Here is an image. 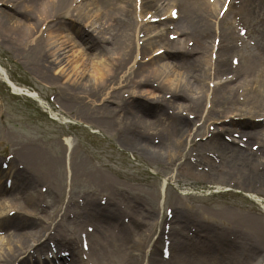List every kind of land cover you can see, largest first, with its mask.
I'll list each match as a JSON object with an SVG mask.
<instances>
[{"label": "rangeland", "instance_id": "1", "mask_svg": "<svg viewBox=\"0 0 264 264\" xmlns=\"http://www.w3.org/2000/svg\"><path fill=\"white\" fill-rule=\"evenodd\" d=\"M159 5H164L162 0L157 2V6ZM0 7L10 11L12 9L1 2ZM18 9L21 15H26V19H23L33 20L31 8L18 7ZM148 10L150 13H145ZM153 10L156 9L148 6L141 9L140 13L136 8L129 13V15L133 14L137 26H142V32L139 35L135 38L131 35L134 53L138 54L128 63L130 68L126 70V73L114 81L116 84L113 82L106 86H111L108 88L109 92L114 90L118 97L126 99L128 106L132 105L131 102L142 103L149 106L153 113V115L149 112L147 114L145 110L138 112L137 107L135 112H131V108L125 105V112L118 111L114 118L123 122L126 120L128 122L126 126L120 123L106 126L98 122L102 118L99 105L105 103L109 109L114 108L117 106L118 98L104 97L102 90L97 96L88 94L86 90L78 93L60 91L63 86L69 87L72 82L63 74L66 71L65 68L79 71L81 64L76 63L75 59L80 53L84 58L87 57L86 63L89 67L94 53L99 54L97 47L100 48L105 44L103 39L101 41L99 39L96 43L92 42L96 48L93 50L86 45L82 36L84 33H92V27H88V24L85 25L75 18L72 21L69 18L62 19L66 35L63 36L61 55L63 59L59 64L52 63L53 57L50 54L53 44H57V41L48 40L49 29H44L47 24L52 25L50 19L44 20L40 24L41 27L35 29L26 46L18 45L15 41H8L4 31L0 30V67L17 86L35 91L52 111L49 113L32 97L12 92L0 75V172L5 170L1 164L5 162L12 172H21L22 175L19 177L24 179L29 177L25 182L30 183L27 192L40 193V199L36 203L40 210L35 214L24 213L28 224H20L18 227H13L11 224V220L15 219V209H12L13 205L6 199L9 190L0 195V202L5 206L1 209L2 214L12 215V219L0 227V254L5 253L9 246L16 251L26 248L27 242L22 243L26 246L18 245L17 235H25L29 229L39 226L46 232L51 230L53 225L60 224L68 231L74 226L78 229L83 226L81 229L89 233H102L105 242H109L111 247L122 246L118 245L116 238L120 228L124 227L130 239L140 242L136 249L131 248L132 252L139 255V264H151L148 256L157 238L160 255H162V245L169 244V239L179 244L177 246L183 252L180 256L177 255L178 252H173L169 245L172 259H176L179 264H264L262 255L264 253V209L260 207L262 204L264 206V203L252 200L245 194L251 192L264 198V164L254 160L250 175L240 174L228 161L223 162L217 159L218 157L215 159V155L205 143L210 132L216 131V127L223 129L229 127L228 130L218 133L223 139H218L220 145L228 143L234 145L242 141L241 138L249 136L246 130L240 132L235 127L236 123L232 125L224 119V116H229L230 109L222 113V107L215 105L219 109L217 120L214 118L218 114L209 111L213 102L210 103L208 100H210L214 84L224 79L223 74L232 71L226 70L222 74H214L215 60L220 57L216 49L213 53L206 51V59L211 61H209L208 69L207 64L204 63L197 72L201 78L199 82L205 88L202 109L196 111L188 108L187 98L195 95L188 91L184 93L187 97L184 101L179 99L180 97L173 98L168 89V82L185 79L183 72L185 65L177 64L180 66L178 67L168 63V61L173 62L172 57L165 56L166 52L163 54L164 48L160 47L161 43L156 41L158 37H151L152 32H156V35L159 34L157 32H162L164 38L173 40L170 36H166L167 30L169 32L168 20L159 21L156 24L157 28L154 26L153 29L144 30L146 25L143 19H148ZM225 14H227L225 18L218 21V27L222 28L227 38L229 34L231 39L233 26H230L229 22L233 11ZM165 15H168L167 11ZM242 16H244V23L238 27H243L246 32L240 35L241 40L237 42L235 52H232V48L225 52L222 58H225L228 64L233 55L239 57L237 67L243 69L238 77L242 78L239 83L255 89L257 98L264 101V94H262L264 93V0H245ZM98 24L96 22L94 25L96 30H98ZM171 25L175 26V21ZM214 26L217 28V24H212L213 29H215ZM214 36L215 33L212 32L209 36L210 43ZM37 38L42 39V47L39 51L43 55V62L49 64L47 74L43 72L45 68L42 65H36L32 61L31 52L27 49L31 47L29 45L32 40ZM179 39L185 40L188 46L193 43L191 35L184 39L180 35ZM158 50H162L159 57L151 61V56ZM114 52L112 50L106 55H99L104 58H115ZM211 55L215 56L211 57ZM190 56L195 59L199 54ZM260 56H263L261 61L253 59ZM181 59L179 56L176 61H182ZM73 64L76 66L72 67ZM153 68L157 69L158 77L151 75ZM184 70L186 71L187 68L185 67ZM129 71L134 77L129 74ZM140 73L150 75L142 82V85L141 78L139 79ZM82 76V82H97L90 76L89 71ZM141 87H146L147 90L142 89L140 93ZM132 90L134 92L131 93ZM148 90H153V93L147 92ZM156 98L166 100L165 105L162 106L163 109L160 108L161 112L179 110L190 119V134L182 137L181 148L174 146L172 140H169L172 143L169 147L164 140L163 144L156 148L153 145L158 141L155 135L147 144L134 138V144L130 145L132 137L130 139L129 135L134 134L136 129L134 125L141 119L139 115L147 117L146 120L150 123L154 119L157 112L156 100H154ZM172 99L178 100L181 106L176 108L175 104L168 103ZM247 99L248 97L245 96L241 102L232 103L231 109L234 115L240 113L238 115L240 117L234 116L235 121L241 118L237 120L247 119L246 122L250 123L248 115L243 111L234 110V107L249 105ZM136 105L140 109L143 108ZM259 107L263 108L264 105ZM263 110H255L254 117L262 114ZM261 116L257 118L264 119V116ZM222 120L225 122H215ZM256 121L258 122L257 130L264 129L262 120ZM261 137L256 135L254 138H248L251 141L245 142L247 149L253 151L251 142L261 146L263 144ZM230 138L235 141H230ZM172 152L177 154L176 157H172ZM31 154L40 156V161L45 158L49 165H34L33 159L30 158ZM204 154L214 156L215 161L202 156ZM247 156L249 157L248 153ZM258 158L263 159L261 156ZM210 162L213 164L212 168L208 166ZM193 164L195 167H192ZM237 164L240 166L238 161ZM6 171L0 173V190L9 189V186H5L3 182ZM13 187L15 192L16 185ZM25 197L24 193L22 198ZM174 208L179 218L177 221L171 219ZM109 211H114L117 216L115 222L110 225L104 222L107 220L106 215L110 214ZM50 222H54L53 225H50ZM57 229L67 233L61 227ZM96 229L100 231L96 232ZM81 233L82 231L78 232L80 258L86 264H97L94 256L90 257L89 251L82 247L81 240H86L87 243L88 240L80 236ZM32 250L31 248L29 252ZM125 250L126 248L120 255L112 251L106 264H115L125 254ZM29 252L26 248L22 256L12 258L11 264H21V258L24 255L28 256ZM60 252L68 253V250L60 248ZM48 254V252L45 253L46 256ZM201 254L202 259L199 258ZM38 257H43V254L39 253ZM162 264H173V262Z\"/></svg>", "mask_w": 264, "mask_h": 264}, {"label": "bare ground", "instance_id": "2", "mask_svg": "<svg viewBox=\"0 0 264 264\" xmlns=\"http://www.w3.org/2000/svg\"><path fill=\"white\" fill-rule=\"evenodd\" d=\"M160 0H140V5L143 8H146L148 6H151L155 8V13L153 16H160L166 13L168 9V13L170 15V11L172 10V6H174L177 9V18L175 21V26L172 28H169L168 33H179L178 35L184 39L187 36L191 35L193 37V43L191 46L187 45V42L185 40H180L179 36H177L176 39L170 40L167 37H163L164 33H159L156 37L157 42L161 43L160 47L164 48L163 54L166 52L165 56L172 57V61H168V63L174 64L175 66L177 64L179 65H185L187 70L185 71V67L183 68L184 72V78L177 79L176 82H168V89H170V93L175 97H180L179 99H182L183 101L186 100V95L184 94L185 91H188L189 93L195 94L191 98H187L188 108L195 109L196 111H199L202 109L203 101L205 100V88L204 85H202L199 81H201L200 74H198V69L202 67V64H209V59H206V51L213 52V41L212 43L210 40V34L213 32L212 29V20L215 17V19H218L219 17V11L222 3L225 2V0H214L212 3H210V0H162L164 5L157 6V2ZM1 3L9 5L12 9L11 11L3 9L0 7V30L4 31L5 38L8 41H15L18 45L26 46L27 42L31 40V37L33 36V33L35 32V29L40 26V24L47 19H50L52 21V25L47 24L44 29L48 30V40L52 39L53 42L57 41V44H53L52 49L50 51L51 56L53 57L52 63H60L62 61V45L64 43L63 36H65V25L62 24V19L69 18L70 21H72L74 18L79 20L81 23H84L85 25L88 24V27H92L89 34L84 33L82 38L86 42V45L88 47H92V50L95 48L93 46L92 42H98L103 39L105 41V44L102 45L100 48L97 47V51L99 54L106 55L110 51L114 50V54L116 57L111 58H104L102 55H99L97 53H94L92 58L89 62V67L86 63L88 60L87 57L84 58L83 54L80 53L75 59V62H79L81 64V69L79 71H73L68 68H65L66 71L63 73L65 76H68L69 79H71V83L69 87H62L60 91L63 92H74L78 93L80 91L86 90V92L90 95L97 96L102 90V94L104 97H116L118 100L116 102L117 106L114 108H108L109 106L107 104L101 103L99 105V112L100 116L102 117L100 121H98L100 124H104L106 126L118 125L117 123L123 124L126 126L128 122L126 120L123 122L121 120H118L114 118V115L118 111L125 112L126 106H128V101L124 98L118 97L116 91L111 90L112 94H109V87H106L108 83H113L115 80L122 77L126 70H128L130 67H128V63L133 61L134 58L137 56L138 53H134V46L132 45L133 41H131V38L133 35H138V33L141 31L140 27H138L135 23V19L133 14L129 15V13L133 12L136 8L135 1L134 0H0ZM120 2V3H119ZM247 3V1H246ZM245 0H239L238 5L234 4L232 2L229 7L230 9H237V12H242V9L244 8ZM166 6V7H165ZM218 6V7H217ZM18 7H26L31 8V15H33L32 21H26V15L20 14V9ZM134 9V10H133ZM166 9V10H164ZM218 9V10H217ZM133 10V11H132ZM163 11L162 13H160ZM149 12V11H147ZM145 12V13H147ZM234 12V11H233ZM235 12V15H238V13ZM20 14V15H18ZM25 18V19H23ZM102 19V21H100ZM165 20H168L169 22H172L173 19L170 17H166ZM99 23L96 27L94 26L95 23ZM168 22V23H169ZM211 22V23H210ZM172 24V23H169ZM146 26L144 30H148L152 27H154L156 24H150L146 23ZM41 27V26H40ZM223 31L222 28H220L218 32V36L221 38V41H224L225 43L220 44L217 47V54L219 59L215 60L214 63V74H219L220 72H224L228 69H230V65L227 64L225 58H222V55L227 52L228 50L233 48V45L229 44L230 40L227 39V35ZM216 33V31H214ZM107 35V36H105ZM230 37V35L228 34ZM45 44H48L47 42H44ZM31 47H28L29 52H31V59L36 65H42L44 69V73L47 74L48 66L49 64L44 63L43 61V55L41 54L40 48L42 47V39L37 38L36 40H32ZM96 49V48H95ZM195 53L199 54L195 59L192 58L190 55H194ZM42 55V57H41ZM181 56V60H177V57ZM183 56V57H182ZM159 57V54H155L151 56V61L157 60ZM191 57V58H190ZM46 60V58H45ZM260 60V59H259ZM176 61V62H175ZM85 65V66H84ZM140 65V64H138ZM76 66L73 64L72 67ZM178 66V65H177ZM249 66V65H248ZM180 67V66H178ZM141 68V67H140ZM143 68V67H142ZM237 68V66H236ZM235 68V69H236ZM241 68H237V73L239 72ZM249 69V67H247ZM90 76L93 77L94 81H97L96 83H86L82 82L83 79L82 74L85 72H88ZM190 73H189V72ZM193 72V73H191ZM129 74H133L131 71H129ZM158 72L156 68H153L151 70V75L157 76ZM159 75V74H158ZM149 74H142L140 73L139 79L140 84L142 85V82L146 80L147 77H149ZM2 77V76H1ZM132 77H134L132 75ZM158 77V76H157ZM82 78V79H81ZM175 80V79H174ZM180 80V81H179ZM239 81V78L233 74L231 78H226L216 85L213 86L211 90V96L210 101L211 107L209 111L211 113H217L218 114V107L221 106V112L224 113L225 110H229L230 112L228 121L229 123H234V116L240 117V113L238 115H234L232 112V103L237 104L238 102L242 101L243 95L247 96L248 101L247 106H239L234 107V110H239V112L243 111L246 115H248L250 123H247L246 120H241L238 122V120L235 121L237 123L235 126H239V130H246L249 137H255L258 135V122L254 120V111L255 110H263V108H260V105H264V101L257 98L258 94L256 93V90L253 88H241L238 84H236ZM253 81V80H252ZM119 82V81H118ZM116 84V82H114ZM14 86V89L20 90L14 83H12ZM202 85V86H201ZM264 85V84H263ZM88 89H86V88ZM102 88V89H101ZM116 89V88H115ZM147 90L146 87H141V91ZM134 92L133 90L131 93ZM147 92L153 93V90H148ZM201 93V94H199ZM29 96L35 98L40 104L44 105L43 100L38 96V94L34 91H31L28 93ZM207 95V93H206ZM256 96V97H253ZM155 101V107L157 109V112H155L154 119L150 122H147L146 118L142 115H139V117L142 119L138 120L136 126V129L134 131V134H130L131 144L133 145V140L136 138L138 141L141 140L144 142V144H147L148 141H152L153 135H155L158 138L157 144H153L156 146V148H159L158 146L163 144L164 140L166 143V146L169 147L172 143L169 140H172L174 146L182 147V137L184 135H189V126H190V119L184 116L182 113L175 111H162V106L165 105L166 100H162L160 98L154 99ZM93 102V100H91ZM232 101V102H231ZM168 103L175 104L176 108L181 106V103L178 100L172 99ZM131 106H128L131 108V112H135L136 108H138V112L141 110H145L148 114L153 115L152 111L150 110V107L147 105H144L142 103H136L131 102ZM136 104L142 106L143 108L140 109L139 106ZM167 105V104H166ZM217 105V106H215ZM45 106V105H44ZM46 107V106H45ZM161 108V109H160ZM252 111V112H251ZM264 111V110H263ZM141 113V112H140ZM54 114V113H53ZM264 116V112L262 114H257L256 116ZM219 114L216 118L218 119ZM124 118V117H123ZM156 124V125H155ZM152 125H155L152 127ZM159 125V127H158ZM158 127V128H156ZM252 127V128H250ZM228 127H226L227 129ZM250 128V129H249ZM154 129L153 131H151ZM221 129L217 130L215 134H213L210 139H208L205 143L213 150L215 151V156L218 157V159H221V161L225 162L228 161L229 164L234 165L236 171H239L240 174H244L249 176L251 173V167L253 165L254 160L256 162L264 163L263 160H259L255 155L256 153H249L250 158L247 156V153H244V150L246 148L241 147H234L236 145L229 144H222L220 145V141L216 137H220L218 132ZM151 131V132H150ZM264 129H261V134L264 135ZM223 140V139H222ZM234 140V139H231ZM211 141V142H210ZM224 142V141H223ZM222 142V143H223ZM212 144V145H211ZM194 146V144H193ZM154 148V150H156ZM158 150V149H157ZM219 151V152H216ZM264 152V150H263ZM153 153V152H152ZM214 153V152H213ZM172 157H176V155L172 152ZM67 156V154H66ZM204 156V155H202ZM264 157V153H263ZM31 159L34 161V165H44L48 166L49 163L45 161V158H42L40 161V156L38 155H32L30 156ZM213 160V159H212ZM215 161V160H213ZM237 161L240 164V166H237ZM192 164V163H191ZM190 166V165H189ZM195 167L193 164L192 167ZM209 166L212 167L211 164ZM196 169V168H195ZM0 173H3L1 171ZM6 173H10V170ZM17 173V174H16ZM13 175L15 176V180L12 181L11 188L9 190V194L6 199L9 202V204L13 205L11 206L12 209H16L17 215L15 214V219L12 221L11 224L13 227H18L20 224H28L27 217L24 213H37L40 209H38L37 201L40 199V193H37L35 191L27 192L29 182L25 183L29 177L21 178L19 177L21 174L20 171L13 172ZM16 184V191L14 192V185ZM20 184V185H19ZM4 188V187H3ZM164 188V185H163ZM12 191V192H11ZM5 190H0V195L4 194ZM164 193V190H162ZM26 194V197L23 199L22 195ZM252 196V194H251ZM5 206L0 202V227L4 226V224H7V216L2 214L1 209H3ZM174 214L172 215L171 219L173 221L179 220L176 208L173 209ZM110 212V211H109ZM118 213V211H116ZM106 213V212H105ZM103 213V214H105ZM120 213V212H119ZM47 215V214H46ZM115 218H117L114 211L108 213L106 215L107 220H104L107 224L110 225V223L115 222ZM54 222H50V225H53ZM7 226V225H6ZM61 227L64 230L67 231V233H63L59 231L57 228ZM83 226H80L79 229L75 226L70 228L69 231L67 228H64L62 225L57 224L56 226L53 225L51 230L44 231L43 227H37L33 229H29V232L25 235H17L18 237V245H22L23 242H27L26 248L33 249V254L28 256H23L21 258V264H53L56 260L59 261L60 264H65L67 262L68 264H86L81 258V250L79 247V240L78 232L82 231L81 235L82 237H85L88 240L87 243V250L89 251V255L91 257L94 256L96 259L97 264H106L107 261L110 258V254L112 251L117 252L119 255L123 253L124 248L125 254L120 257L115 264H139V255L131 251V248L136 249V246L139 245V240H132L126 233V229L124 227L120 228V233L116 239H118L117 243L118 247H111L109 242H105L104 235L102 233L95 234V233H89L85 229H81ZM51 228V227H50ZM52 231V232H50ZM99 229H96V232H99ZM86 235V236H85ZM43 237V238H42ZM48 240H52L55 246V252H53L52 258H43L40 259L39 253L40 251L46 250L50 251L52 253V247L49 246ZM157 240H159L157 238ZM181 240V237L179 238V241ZM82 242V240H81ZM35 243V244H34ZM105 243L107 245H105ZM171 250L173 252H178L177 255L180 256L183 252L180 251V248H178V243L171 241ZM63 247L64 250H68L69 252V260L67 259V256L60 255L59 249ZM26 248H22L19 251H16V249H13V247H8V250H6L5 253L0 254V264H11L13 261V257L22 256L24 254V251ZM107 249V250H106ZM159 248L157 241L153 244L151 248V252L148 256V260L151 264H159L165 259L162 258V256L159 254ZM162 254V252H161ZM38 255V256H37ZM264 256V253L262 254ZM199 258L202 259V254L199 255ZM169 262H173V264H179V262L175 259H172V254H169L168 260ZM95 263V262H94Z\"/></svg>", "mask_w": 264, "mask_h": 264}]
</instances>
